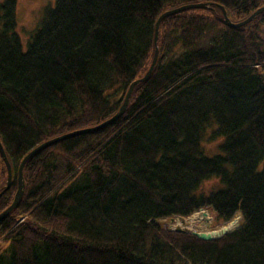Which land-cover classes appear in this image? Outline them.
<instances>
[{
  "label": "trees",
  "instance_id": "trees-1",
  "mask_svg": "<svg viewBox=\"0 0 264 264\" xmlns=\"http://www.w3.org/2000/svg\"><path fill=\"white\" fill-rule=\"evenodd\" d=\"M192 3L159 22L153 70L117 119L26 160L0 264H264V11L237 28L222 12L237 21L264 0H53L25 50L16 0H0V211L23 156L114 114L151 63L157 16ZM6 178L0 156V190ZM201 207L240 224L203 241L157 221Z\"/></svg>",
  "mask_w": 264,
  "mask_h": 264
},
{
  "label": "water",
  "instance_id": "water-1",
  "mask_svg": "<svg viewBox=\"0 0 264 264\" xmlns=\"http://www.w3.org/2000/svg\"><path fill=\"white\" fill-rule=\"evenodd\" d=\"M199 6H204V3H192V4L183 5V6H180L178 8H174V9L172 8V9H169V10H165L159 15V17L155 21V31H154V39H153V42H154V53H153V57H152L150 65H149V68H148L146 73L141 78L132 80L129 83V85L127 87V91H126V93L124 95V98H123V100L121 102V105H120V107H119V109H118V111L116 113H114L111 117L101 121L100 123H98V124H96L94 126H89V127H85V128L76 129V130H73V131H71L69 133L66 132V133H63L61 135L54 136V137H52L50 139H46L43 142H41V143L37 144L36 146H34L33 148H31L23 156V158L21 159V161H20V163L18 165V168H17V185H16V190H15L14 195H13V199H12V201L10 202V204L6 208H4L2 211H0V220L3 219L12 209L17 207V205L20 202V199H21V196H22L23 190H24V180H23L22 172H23V166H24L26 160L33 153H35L36 151H38L39 149H41L44 146L50 145V144H52V143H54V142H56V141H58L60 139L68 137L69 135L82 133V132H91V131L98 130V129L106 126L107 124L111 123L115 119H117L122 114L123 110L125 109L133 87L138 82L144 80L148 76V74L150 73V71L152 70V68H153V66H154V64L156 62L157 54H158V47H157V38L158 37H157V33H158L159 22L161 21V19L163 17L167 16V15H170L172 13H175V12L179 11L180 9H183V8H186V7H199ZM262 11H264V5L258 7L257 9H255L244 20L239 21V22H230L228 20V18L226 17L225 9L222 7L224 20L226 22H228L230 25H233V26L243 25L244 23L252 20L255 15H257L258 13H261ZM0 156L3 159V161H4L5 165H6V169H7V178H6V182H5V187L2 190H0V194H1L4 189L8 188V186L10 184L11 176H12L11 165L9 163V160H8L7 156H6V152H5L4 148H3V145L1 143V141H0ZM223 232H224V230H223ZM195 234L198 235L199 237L205 238V239L212 238L209 234H207V235L206 234H199V233H195Z\"/></svg>",
  "mask_w": 264,
  "mask_h": 264
},
{
  "label": "rangeland",
  "instance_id": "rangeland-1",
  "mask_svg": "<svg viewBox=\"0 0 264 264\" xmlns=\"http://www.w3.org/2000/svg\"><path fill=\"white\" fill-rule=\"evenodd\" d=\"M53 0H16V6H15V19H16V32L18 33L21 47L23 50H25L27 45V40L31 34V32L35 29L38 20L40 19L42 15V9L47 3H51ZM228 20L230 22H239L243 18H238L237 21H232V19H229V17L226 15ZM253 29H260V26L263 24L260 21H257L256 23H252ZM221 140V137L217 138L216 141L211 145L208 144L205 146V152L207 154L213 153L217 151L216 144ZM5 187V182H4ZM2 185V187H3ZM13 192H15L13 190ZM210 212V214L213 217V222L216 223L215 219L216 216L213 213V211L209 209H205ZM181 219V217H177L175 220ZM173 220L170 223L166 222L165 220L159 221L160 224H162L164 227H166L168 230H173L174 227H176V221ZM230 221V220H229ZM227 223V222H226ZM239 223V222H238ZM211 225L206 224L203 219H201L198 215V212L195 210L193 211L188 218H186L183 223L182 227L185 230H190L191 228H196L199 230H204ZM235 228V227H234ZM232 228V229H234Z\"/></svg>",
  "mask_w": 264,
  "mask_h": 264
},
{
  "label": "bare ground",
  "instance_id": "bare-ground-1",
  "mask_svg": "<svg viewBox=\"0 0 264 264\" xmlns=\"http://www.w3.org/2000/svg\"><path fill=\"white\" fill-rule=\"evenodd\" d=\"M263 6V5H262ZM260 7V6H259ZM174 8H178V6L177 7H173V9ZM257 9V8H256ZM252 13V12H251ZM161 14V13H160ZM159 14V15H160ZM259 14V13H258ZM159 15L157 16V18L159 17ZM248 16V15H247ZM246 16V17H247ZM246 17H244L243 19H241V21L242 20H244ZM157 20V19H156ZM249 22V21H248ZM248 22H246V23H244V24H247ZM230 26H232V27H235V28H237V27H239V26H233V25H230ZM154 31H155V26H154ZM157 37H158V33H157ZM153 39H154V33H153ZM158 39V38H157ZM154 67V66H153ZM148 68H149V66L147 67V69L144 71V73L141 75V76H138V77H136V78H134L133 80H135V79H138V78H141L145 73H146V71L148 70ZM152 70H153V68H152ZM152 70L150 71V73L152 72ZM150 73L148 74V76L144 79V80H146L148 77H149V75H150ZM143 81V80H142ZM126 91H127V89H126ZM126 91H125V93H126ZM125 93H124V95H125ZM124 95H123V98H124ZM131 95V94H130ZM129 98H130V96H129ZM129 100V99H128ZM121 105V104H120ZM120 107V106H119ZM119 109V108H118ZM118 111V110H117ZM116 111V112H117ZM124 111V110H123ZM115 112V113H116ZM123 113V112H122ZM113 115V114H112ZM111 115V116H112ZM110 116V117H111ZM71 132V131H70ZM67 133H69V132H67ZM58 135H61V134H58ZM58 135H55V136H58ZM69 136H71V135H69ZM54 137V136H53ZM50 138H52V137H50ZM50 138H48V139H50ZM216 141V140H215ZM41 142H43V141H41ZM40 142V143H41ZM213 143H214V141H213ZM213 143H211V145L213 144ZM36 146V145H35ZM216 146H217V151H215V152H213V153H210V154H216V153H219V151H220V147H218L219 145H218V143L216 144ZM205 181H204V183H203V190L204 191H208L209 189H211V186H212V181L213 180H216V179H212V178H206V179H204ZM205 209H209V210H211L210 208H208V207H201V208H198L196 211L198 212V215H199V217L201 218V219H203V221L206 223V224H210L211 226L210 227H208V228H206V229H204V230H199V229H196V228H191L190 230H185V229H183V228H181L182 227V223H183V221L186 219V218H188L189 217V215L192 213H189V214H187V215H180V214H175V213H172V214H166V215H162L161 217H159V218H157V221H163V220H165L166 222H171V221H173V220H175L177 217H181V219H177V220H175L176 221V227H174V229L173 230H169V231H173V233H182V234H193V235H195V237L196 238H198V239H200V240H203V241H211V240H214V239H217V238H219V237H221V236H223L224 234H226V233H228V232H230L231 230H233L232 228H237L238 226H239V224H240V220H241V212L239 211V210H236V211H234V213H233V215H232V217H231V219H230V221L228 220L227 221V223L226 222H220V221H218L217 219H215V221H216V223H214L213 222V217H212V215L210 214V212L209 211H207V210H205ZM148 221H154L155 222V220H154V218L153 217H151V218H149L148 219ZM239 222V223H238ZM234 228V229H235ZM223 230H224V232H223ZM195 233H199V234H209L212 238H210V239H205V238H201V237H199L198 235H196Z\"/></svg>",
  "mask_w": 264,
  "mask_h": 264
}]
</instances>
